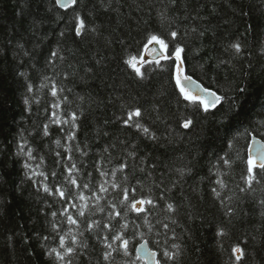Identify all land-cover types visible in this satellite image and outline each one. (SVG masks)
<instances>
[{
	"label": "trees",
	"instance_id": "16d2710c",
	"mask_svg": "<svg viewBox=\"0 0 264 264\" xmlns=\"http://www.w3.org/2000/svg\"><path fill=\"white\" fill-rule=\"evenodd\" d=\"M152 35L168 48L141 77L128 61ZM177 47L186 73L216 91L219 106L205 112L185 99ZM135 109L141 116L125 124ZM253 136L264 140V0H77L66 9L0 0V264H146L136 252L143 241L160 264H264V169L248 172ZM81 193L91 197L83 209ZM146 199L153 204H138L143 212L131 210ZM94 221L111 230L88 231ZM59 236L75 248L65 260L52 252L63 251ZM105 236L117 249L108 260Z\"/></svg>",
	"mask_w": 264,
	"mask_h": 264
},
{
	"label": "snow or ice",
	"instance_id": "6c2138e0",
	"mask_svg": "<svg viewBox=\"0 0 264 264\" xmlns=\"http://www.w3.org/2000/svg\"><path fill=\"white\" fill-rule=\"evenodd\" d=\"M56 3L59 4L61 7H63V8L66 9L70 5H75L77 3V0H56ZM173 3H174V0H173ZM76 19H77L76 34L77 35H80L81 31L85 27V23H84L83 19H81L79 16H77ZM170 35H171V37L175 38L177 36V33L175 31H172L170 33ZM152 42H155L156 44H159L163 49H167L168 48V44L165 42V40L162 39L161 37L156 36V35H152L149 38V43H152ZM232 47L235 48V50L237 52L240 51V45L239 44H234V45H232ZM182 51H183V49L180 48V47H177L175 49V58H176V61H177L176 66H175V72H176L175 82H176V85L180 88L181 93L184 94L185 99H191V100H194L195 101V100H197L199 98L196 97V96H190L189 95V92L186 91L185 87L183 86V82L181 80V73L183 71V69H182L183 61L181 60V52ZM53 55L55 56L56 53H53ZM165 59H167V57H165ZM128 63L135 70V72H136L137 75L143 77V73L141 72L140 68L137 67V65H136L135 58L130 59L128 61ZM157 63H159V61H157ZM183 81H186L188 83H191L192 82V78L190 76L185 75V76H183ZM29 91H31V88L29 89ZM203 91L205 93H207V95H209V96L212 97V99L210 101H207V102H205L203 99H199V103L203 105L204 111L207 112V111H209L210 108H215L216 105L221 102V99L222 98L220 96H218L216 93L210 92L208 89H203ZM240 91L242 92L243 89H240ZM52 95L53 96H56L57 95V92H56V89L55 88H53V90H52ZM55 106L56 107H59L58 104L55 105ZM140 116H141V111L139 109L132 110V111H130L128 113V119L125 120L124 123L125 124H128L129 121H132L134 117H140ZM75 118H76L75 117V114L73 113L72 114V119L75 120ZM191 123H192L191 120H185V122L183 124V127L184 128H188L191 125ZM133 126L136 127L137 129H141L143 131V133H145V134H149V132H150V130L147 127H143L139 123H134ZM248 165H249L248 172L251 174L253 172V167L254 166H257L256 165V162L251 157H249ZM125 167H126V164H121L120 165V168L118 170L119 171H123V169ZM258 167L261 168V169H264V154H261V156L259 158ZM75 168H76V165L73 164L72 167L68 170L70 176H71L72 170L75 169ZM98 171H100V170L98 169ZM53 175H55V174L53 173ZM100 175L101 176H107L108 173L103 172V171H100ZM112 176L113 177L116 176V171L115 170L112 172ZM125 179H126V177H125ZM253 179H254V176L250 175L249 176V179H248L249 186H251V182H252ZM70 183L72 185L76 186L77 188L83 187L84 189H89V184L88 183H85V184H83L81 186V185L78 184L77 180L74 179V178L73 179H70ZM111 186L113 188L119 187V185L117 183H115V182H113ZM44 190L46 192H49V194H52L50 192V190L48 189V187H45ZM55 191H56V193L59 194V196L62 199L65 198V191L64 190H62L61 188H56ZM99 191L100 192H107L108 189L104 186V184H101L99 186ZM242 191H243V189H242ZM92 196L95 198V200L97 202L101 199V197L98 196V195H96V193H93ZM79 199L81 201H85V203L81 205V208L83 209V208H86L87 207V202L86 201L88 199H91V197L86 198L81 193V194H79ZM128 200H129V194H128V190L125 188V189H123V201H122V203L125 202V201H128ZM145 203H147V204H153V201L151 199L133 201L130 204V208H131V210H133V211H135L137 213H140V212H143L144 209L142 207H137V205L138 204L143 205ZM113 207H115V206L113 205ZM168 208L171 209L172 208V205L169 204L168 205ZM100 210L102 211L103 209H100ZM84 214L85 213H84L83 210H81L80 213H79L80 216H83ZM52 215L55 216L56 213L54 212V213H52ZM115 216H117V217L120 216V212H116L115 213ZM67 219H68V222L70 224H73V225L77 224V220L73 219L71 216H68ZM146 223H147V221H146ZM93 227H97V228L102 227L104 229L111 230L110 223H104L103 225H101L99 221H94V222L89 223L88 226H87V230L88 231H91L93 229ZM127 227H128L127 224H124V225L121 226V228H127ZM164 227L167 228L168 225L165 224ZM55 228H56V226L54 225V229ZM81 235H83V234L81 233ZM45 239H47V238H45ZM103 239L106 242V244H105L106 249H109L110 250V251H106L104 253V259L105 260H108L109 257L112 255V252L117 251V249L116 248H113V244L112 243H107V241L109 239L107 236L103 237ZM71 240H72V245H76L77 244V237L76 236H72L71 237ZM112 240L113 241H119L120 242L119 247L123 249V254L125 256H128L129 255V250H128V244H129V242H128V240L123 239L122 234H116V235L112 236ZM59 248L62 249L63 251H59V250H57L55 248L52 249V252L55 253L56 257L59 260H65V257L66 256L72 255L74 253V251H75V248L73 246H66L65 236H59ZM233 252L234 253H239V255L236 256V259L237 260H240L242 258L243 251H242V249L239 246L235 247L233 249ZM163 255L165 257H167L168 259H174V257H175V254L174 253L173 254H170L168 251H165L163 253ZM155 257H156V253H154V252L149 253V258L155 260V264H160V261L158 259H155ZM137 259H139V257H137ZM67 264H71V261L68 260L67 261ZM130 264H131V262H130Z\"/></svg>",
	"mask_w": 264,
	"mask_h": 264
},
{
	"label": "water",
	"instance_id": "95a60500",
	"mask_svg": "<svg viewBox=\"0 0 264 264\" xmlns=\"http://www.w3.org/2000/svg\"><path fill=\"white\" fill-rule=\"evenodd\" d=\"M161 53L162 52L155 47H150L145 51V55H147L150 59H153V60H157L159 58H162L163 53L162 54ZM182 69H183V71L181 73V80L183 82V86L185 87L186 91L189 92L190 96H196L199 99H203L205 102L210 101L212 99V97L207 95V93H205L203 91V89H208L210 92H214L218 96H220L216 91H214L210 88H207L200 81H198L197 79H195L191 75H188L185 71L183 64H182ZM185 75L190 76L192 78L191 83L183 81V76H185ZM199 99H197V100H199ZM220 103L217 104L216 107L219 106ZM261 154H264V140H262L259 137L253 136L251 139L250 145H249V157H251L256 162L257 167L259 164V158H260ZM136 252H137V255L141 259H143L146 264H155V260L149 258V253H152V252L156 253L155 259L159 260L158 252L156 250L152 249L147 241H143V242L139 243L137 246Z\"/></svg>",
	"mask_w": 264,
	"mask_h": 264
},
{
	"label": "rangeland",
	"instance_id": "374dc122",
	"mask_svg": "<svg viewBox=\"0 0 264 264\" xmlns=\"http://www.w3.org/2000/svg\"><path fill=\"white\" fill-rule=\"evenodd\" d=\"M150 47H155V48H157L158 50H160V51L163 53V56L166 55V50L163 49L159 44H156L155 42L149 43V44L146 46L145 51H146L148 48H150ZM148 60H150V58H149L147 55H145V52H144L143 56H142L141 58L135 60V62H136L137 67L141 68V66H142L146 61H148Z\"/></svg>",
	"mask_w": 264,
	"mask_h": 264
}]
</instances>
